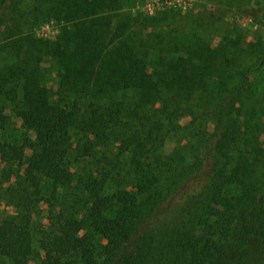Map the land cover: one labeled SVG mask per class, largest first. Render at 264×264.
Instances as JSON below:
<instances>
[{
  "label": "trees",
  "instance_id": "obj_1",
  "mask_svg": "<svg viewBox=\"0 0 264 264\" xmlns=\"http://www.w3.org/2000/svg\"><path fill=\"white\" fill-rule=\"evenodd\" d=\"M124 5L33 0L27 9L0 0V181L1 163L22 162L30 151L11 200L20 211L7 214L0 226V257L10 264H30L35 254L36 264H103L96 256L101 240L112 253L128 226L183 174L164 152L166 139L193 129L198 119H217L223 128L206 208L173 245L186 264H240L243 249L264 235L262 44H245L236 29L228 43L213 48L197 16L171 21L167 13L148 16ZM51 19L59 21L56 38L37 37L34 28ZM46 55L58 64L55 95L64 104L53 102L42 80ZM146 57L157 63L154 74ZM241 95L239 105L226 103ZM186 117L191 122L182 125ZM75 133L90 139L77 137L72 148ZM43 186L54 198L67 192L84 214L57 218L37 251L24 220L30 188ZM129 257V264H151L146 247ZM254 264H264V257Z\"/></svg>",
  "mask_w": 264,
  "mask_h": 264
},
{
  "label": "rangeland",
  "instance_id": "obj_2",
  "mask_svg": "<svg viewBox=\"0 0 264 264\" xmlns=\"http://www.w3.org/2000/svg\"><path fill=\"white\" fill-rule=\"evenodd\" d=\"M22 4L16 0L19 6L30 8L33 0H24ZM124 10L131 7L133 11H140L148 16L167 13L173 16H194L198 17L201 25V33L207 39L211 47L215 48L220 43H228L234 36L235 30H241L243 42L261 43L264 50V0H180L170 3H158V0H122ZM30 3V4H28ZM176 17V18H177ZM59 21L56 19L47 20L34 28L37 37L50 40L58 35ZM145 64L151 73L157 70V63L154 58L146 57ZM42 80L53 93L55 104H64L55 92L60 86L58 64L51 57L46 55L41 63ZM257 78L256 74L252 75ZM260 81L264 83V73ZM257 93L251 94L245 99L249 105L256 99ZM246 96L228 98L226 103L235 106ZM249 97V96H248ZM9 112V110H8ZM17 130L22 134V122L19 118L13 117ZM191 122V117L182 119L181 124ZM222 123L217 119H198L194 122V128L182 130L179 133L170 135L164 146V152L173 156L181 165L183 174L179 175L174 182L165 185L157 201L145 209V213L139 219L128 226L126 231L119 237L115 249L109 253L104 245L106 240H101V245L96 250V256L103 264H129V256L136 247H146L150 250L151 264H186L185 258L177 252L173 242L178 233L192 221H197L204 212L207 205V194L205 192L214 178L216 172V142L222 131ZM74 135L70 146L77 144V137L90 139L82 134ZM260 135V149H264V130ZM22 162L6 164L2 162L0 181V226L7 214H16L20 211L13 204V191L21 187L24 176V167L28 163V155ZM72 161L74 157H71ZM80 162V161H79ZM76 170L77 165H70ZM31 205L25 213V223L31 228L34 234V246L38 251L40 243L52 235L54 222L57 218L71 217L74 212L82 217L84 210L71 203L65 198L67 192L54 198L52 193L45 187L30 188ZM62 195L64 197H62ZM244 256L240 264H254L256 259L264 257V235L256 236L243 251ZM38 255L31 259L30 264H36ZM1 264H10L5 258L0 257Z\"/></svg>",
  "mask_w": 264,
  "mask_h": 264
},
{
  "label": "built area",
  "instance_id": "obj_3",
  "mask_svg": "<svg viewBox=\"0 0 264 264\" xmlns=\"http://www.w3.org/2000/svg\"><path fill=\"white\" fill-rule=\"evenodd\" d=\"M171 1H178V2H180V0H158V3L164 4V3H170Z\"/></svg>",
  "mask_w": 264,
  "mask_h": 264
}]
</instances>
